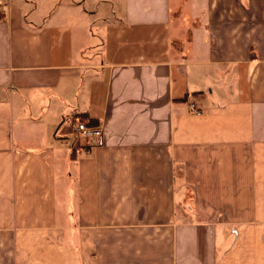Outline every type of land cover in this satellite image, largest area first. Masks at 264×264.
<instances>
[{
  "label": "crops",
  "instance_id": "1",
  "mask_svg": "<svg viewBox=\"0 0 264 264\" xmlns=\"http://www.w3.org/2000/svg\"><path fill=\"white\" fill-rule=\"evenodd\" d=\"M0 264H264V0H0Z\"/></svg>",
  "mask_w": 264,
  "mask_h": 264
},
{
  "label": "built area",
  "instance_id": "2",
  "mask_svg": "<svg viewBox=\"0 0 264 264\" xmlns=\"http://www.w3.org/2000/svg\"><path fill=\"white\" fill-rule=\"evenodd\" d=\"M191 110L195 112L193 104H191ZM196 115H199L196 113ZM73 132L80 139L90 142L92 145L100 146L103 140L101 125H91L85 120H75L71 125Z\"/></svg>",
  "mask_w": 264,
  "mask_h": 264
},
{
  "label": "rangeland",
  "instance_id": "3",
  "mask_svg": "<svg viewBox=\"0 0 264 264\" xmlns=\"http://www.w3.org/2000/svg\"><path fill=\"white\" fill-rule=\"evenodd\" d=\"M193 106H194L195 112H193L191 110V105H189V107H188L189 108V111L192 112V113H194V114H196V113L200 114V112H199V110H197L196 106L194 104H193Z\"/></svg>",
  "mask_w": 264,
  "mask_h": 264
},
{
  "label": "trees",
  "instance_id": "4",
  "mask_svg": "<svg viewBox=\"0 0 264 264\" xmlns=\"http://www.w3.org/2000/svg\"><path fill=\"white\" fill-rule=\"evenodd\" d=\"M93 125V124H92Z\"/></svg>",
  "mask_w": 264,
  "mask_h": 264
}]
</instances>
